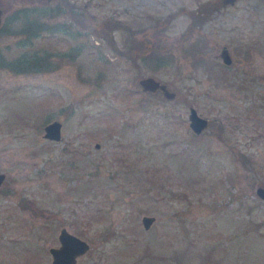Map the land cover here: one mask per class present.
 <instances>
[{
	"label": "rangeland",
	"instance_id": "1",
	"mask_svg": "<svg viewBox=\"0 0 264 264\" xmlns=\"http://www.w3.org/2000/svg\"><path fill=\"white\" fill-rule=\"evenodd\" d=\"M47 1L58 2L0 0L6 58L24 36L11 32L20 27L11 14ZM212 1L219 4L70 0L97 25L109 15L125 20L146 49L170 57L155 71L148 59L123 53L131 36L122 29L114 32L122 50L91 33L70 60L62 50L86 36L43 32L34 43L55 50L54 69L0 68V264H52L48 248L63 226L90 243L77 264H264V199L256 193L264 185V42H252L264 40V0L221 5L191 26L192 11ZM65 14L50 23L73 21ZM226 44L233 79H215L210 69L224 64L218 54ZM98 55L105 63L88 69ZM86 74L102 84L82 80ZM148 74L175 97L143 90L139 79ZM191 106L209 120L200 133L189 126ZM54 118L60 140L43 135ZM143 214L155 216L148 228Z\"/></svg>",
	"mask_w": 264,
	"mask_h": 264
},
{
	"label": "trees",
	"instance_id": "2",
	"mask_svg": "<svg viewBox=\"0 0 264 264\" xmlns=\"http://www.w3.org/2000/svg\"><path fill=\"white\" fill-rule=\"evenodd\" d=\"M0 6H2L3 9H5V7L2 5V2H0ZM66 12H69L71 16L70 18L71 20L73 21L75 20L76 22L81 21L84 24L86 30H80L77 24L75 25L73 21H68L66 19H64L63 21L59 20V22H57L56 24L50 23V19L64 16L66 15L65 14ZM11 15L12 16L10 21L15 20L20 23V27L11 29V32L22 33L24 34V36L22 38H19L14 43V47L17 49V53L12 55L10 58H6L7 56H5V53L0 48V68L2 67L9 68L17 73L48 71L54 69L57 66L56 62L52 60L54 56L53 52H55V50L46 46L39 47L36 46L34 43V39L39 35H42L43 32H47V33L59 32L62 35L69 34L72 36L73 34H75L78 37V39L80 35H83V37L86 36L82 43L80 44L76 43V45L72 46L71 51L66 52L67 50L63 49L65 51L64 53L62 50L63 57L69 60L70 58H73L72 56H74L75 54H80L82 52L84 44L85 46L86 45L89 46L88 38L91 33H95L98 37H101L102 39L106 40L113 49L122 50L118 46L117 40L114 35V32L117 29H122L123 31L125 30L127 31L128 33L126 37L127 40L128 37L131 36L130 39L131 44L123 50V53L128 57L134 60L137 57H140V59H142L143 61L148 59V61L150 62V65H148V67L152 71L159 69L161 66H167L170 63L169 62L170 57L166 56L165 58L164 56H161L159 50L156 49L157 47L152 45L148 49H146V44L144 41L134 39L136 37L137 30H132L131 29L132 26L130 24L128 25L125 20L121 18H117L113 15H109L107 18H105L102 21L101 24L97 25V23H92L91 21L89 22V20H87L89 14L84 9V7L82 8V11H79L78 9L75 8L74 4L70 2V0H58V2H56L55 4H51L49 1H47L44 4L41 3L40 5L33 3V5H28L25 8H18V10H15ZM79 17L81 18L79 19ZM94 17L95 16H93V18ZM2 28H3V24L0 26V33L2 31ZM254 40L252 42L253 43L255 42L254 44H256L258 47L260 46V43L262 44V42H264L263 38L261 39L254 38ZM11 47L13 46H10L9 49H11ZM251 48H252L251 46H248L247 50H245V53L247 55H248V51L250 52ZM88 50L89 49H87V51ZM196 51H197V45L191 48L189 52L193 54ZM96 59L97 60H94V58L87 59L86 66L88 69L92 68V64L96 65V61L105 63L103 56L98 55ZM202 60L203 63L206 62L205 59ZM194 64L197 65V63ZM226 68L230 69V65L223 63L222 64L214 63L212 64L210 70L211 73H213L215 79H229V80L233 79L230 76L231 73L229 74ZM80 78L84 81L94 82V84L97 86L99 84L100 85L102 84V78H99V75L96 76V78L94 79L88 74ZM40 125L41 124H38V127H40ZM218 128H219L218 130H221L222 126H219ZM190 150L191 149H187L186 152ZM97 165L98 163H95L96 168L93 170L94 172L98 167ZM63 167L64 169H66L67 166L64 164ZM64 169L62 168V170ZM128 172H133V171L132 169H128ZM134 174L135 175L133 176L137 179V181L142 178L141 175L139 174H137L136 176V172H134ZM183 178L185 179L186 183H192L189 182L191 181L189 180L191 179V177H189V174H187L186 176L184 175V177L182 176V179Z\"/></svg>",
	"mask_w": 264,
	"mask_h": 264
},
{
	"label": "water",
	"instance_id": "3",
	"mask_svg": "<svg viewBox=\"0 0 264 264\" xmlns=\"http://www.w3.org/2000/svg\"><path fill=\"white\" fill-rule=\"evenodd\" d=\"M222 4H233L236 0H221ZM4 9L0 6V26L2 23V14ZM218 56L222 58V60L226 64H231L233 58L229 52V48L227 45H222L221 51ZM139 84L143 90L146 91H155L160 89L162 94L168 98L173 99L175 97V90L170 88L167 82H163L162 80L156 78L154 75L148 74L142 76L139 79ZM189 118V126L195 133L202 132L209 124V120L207 117L203 116L194 106H191L188 113ZM43 135L46 138L52 140H60L62 137V121L54 118L52 120L47 121L44 126ZM96 146H99V143L96 142ZM6 178V172L0 170V186ZM257 195L264 199V185H259L256 188ZM155 216L153 214H143L141 217V221L145 227H149L151 223L154 221ZM58 245H52L48 248L51 254V263L52 264H77L78 257L85 253L90 243L85 238L79 236L78 234L70 231L65 226L61 227L58 233Z\"/></svg>",
	"mask_w": 264,
	"mask_h": 264
},
{
	"label": "flooded vegetation",
	"instance_id": "4",
	"mask_svg": "<svg viewBox=\"0 0 264 264\" xmlns=\"http://www.w3.org/2000/svg\"><path fill=\"white\" fill-rule=\"evenodd\" d=\"M218 1V0H217ZM218 5H216L214 3V1H212V3H209L207 4L206 6L204 7H199V8H196L194 11H192L191 13V26H197V25H203L205 23V21L211 17V14L213 12H215L216 9H219V7H221L222 2L221 0L218 1ZM227 47L228 44H226ZM230 52V51H229ZM231 53V52H230ZM232 55V54H231ZM221 58V57H220ZM233 58V57H232ZM222 59V58H221ZM223 61V60H222ZM224 62V61H223ZM224 64H226L224 62ZM229 65V64H227Z\"/></svg>",
	"mask_w": 264,
	"mask_h": 264
}]
</instances>
